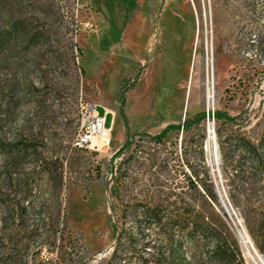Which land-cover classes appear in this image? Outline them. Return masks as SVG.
I'll return each mask as SVG.
<instances>
[{
    "label": "rangeland",
    "instance_id": "obj_1",
    "mask_svg": "<svg viewBox=\"0 0 264 264\" xmlns=\"http://www.w3.org/2000/svg\"><path fill=\"white\" fill-rule=\"evenodd\" d=\"M82 102L115 115L101 151L72 145ZM216 111L264 148V0H0V264H108L115 227L139 220L123 201L181 212L196 174L213 179L235 235L226 264H253L245 239L264 256V179L230 197L217 132L231 126Z\"/></svg>",
    "mask_w": 264,
    "mask_h": 264
},
{
    "label": "trees",
    "instance_id": "obj_2",
    "mask_svg": "<svg viewBox=\"0 0 264 264\" xmlns=\"http://www.w3.org/2000/svg\"><path fill=\"white\" fill-rule=\"evenodd\" d=\"M128 89L123 87V99ZM206 116L202 112L183 124L168 125L153 139L163 140L174 128L188 131ZM214 118L230 126L236 120L226 111H216ZM217 134L222 178L230 197L235 202L245 195L253 197L257 183L264 179V148L233 126L226 131L219 129ZM188 180L196 203L191 205L185 201L186 207L181 212L174 210L167 215L163 204H153L152 198L139 201L134 208L123 201V218L136 214L139 220L135 223V232L125 225L120 229L115 227L116 244L108 264H226L231 254L236 260L232 248L236 238L225 219L213 179L209 174L206 179L196 174V179L189 177ZM149 228L155 230L154 239H145L152 235L147 233ZM184 241L190 245V254L184 253Z\"/></svg>",
    "mask_w": 264,
    "mask_h": 264
},
{
    "label": "built area",
    "instance_id": "obj_3",
    "mask_svg": "<svg viewBox=\"0 0 264 264\" xmlns=\"http://www.w3.org/2000/svg\"><path fill=\"white\" fill-rule=\"evenodd\" d=\"M98 104L82 102L80 106V125L76 131L72 145L74 148L86 151H101L109 146L115 125L113 117L108 124L109 111L100 114ZM109 141H105V139Z\"/></svg>",
    "mask_w": 264,
    "mask_h": 264
},
{
    "label": "bare ground",
    "instance_id": "obj_4",
    "mask_svg": "<svg viewBox=\"0 0 264 264\" xmlns=\"http://www.w3.org/2000/svg\"><path fill=\"white\" fill-rule=\"evenodd\" d=\"M210 62L208 61V87H207V103L209 106L213 105L212 102H213V91H212V75H211V71H210ZM195 74V73H194ZM211 130H212V126L210 127ZM105 141H109V139H105ZM211 145L210 147H213L214 151H215V154L217 153V144L215 142V139H214V135L212 133V131L210 132V144ZM208 147V146H207ZM211 149V148H210ZM210 151V150H209ZM214 153V152H213ZM211 156V155H210ZM215 158V156H214ZM248 247L247 248V251H248V256L251 258V261L253 264H264V256L260 255L258 253L257 250H255V248L251 247V244L250 242L248 241V237L247 239H245ZM245 248V249H246ZM253 248V250H252ZM246 251V252H247ZM253 253V254H252Z\"/></svg>",
    "mask_w": 264,
    "mask_h": 264
},
{
    "label": "water",
    "instance_id": "obj_5",
    "mask_svg": "<svg viewBox=\"0 0 264 264\" xmlns=\"http://www.w3.org/2000/svg\"><path fill=\"white\" fill-rule=\"evenodd\" d=\"M213 135H214V139H215V142H216V133H215V131H213ZM240 235H241L242 239H244V237H243V235L241 233H240Z\"/></svg>",
    "mask_w": 264,
    "mask_h": 264
},
{
    "label": "crops",
    "instance_id": "obj_6",
    "mask_svg": "<svg viewBox=\"0 0 264 264\" xmlns=\"http://www.w3.org/2000/svg\"><path fill=\"white\" fill-rule=\"evenodd\" d=\"M109 115H112V119H113V117L115 118V115L113 114V112H111V111H109ZM116 119V118H115ZM111 124V123H110ZM115 124H116V121H115Z\"/></svg>",
    "mask_w": 264,
    "mask_h": 264
}]
</instances>
